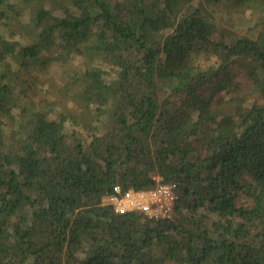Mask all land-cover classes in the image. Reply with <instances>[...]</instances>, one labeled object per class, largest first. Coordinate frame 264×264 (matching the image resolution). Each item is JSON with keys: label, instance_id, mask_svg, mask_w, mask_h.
<instances>
[{"label": "trees", "instance_id": "1", "mask_svg": "<svg viewBox=\"0 0 264 264\" xmlns=\"http://www.w3.org/2000/svg\"><path fill=\"white\" fill-rule=\"evenodd\" d=\"M35 5L0 32V264H264V0H0V24ZM218 8L263 26L224 34ZM54 53L91 61L55 117L29 92ZM154 173L168 217L104 203Z\"/></svg>", "mask_w": 264, "mask_h": 264}, {"label": "rangeland", "instance_id": "2", "mask_svg": "<svg viewBox=\"0 0 264 264\" xmlns=\"http://www.w3.org/2000/svg\"><path fill=\"white\" fill-rule=\"evenodd\" d=\"M38 7L39 5H35L32 7L33 9L30 8V10L32 9L31 13L29 10L24 15L15 18H6L1 21L0 32L4 35V38L19 39V35L11 36L10 27L17 28L21 22H27L33 19L34 12ZM43 7L51 11L54 15L59 14L58 8L50 2ZM223 14L224 11L219 9L216 18L219 20L221 30L224 34L232 32L235 35L255 37L260 31V27L263 26L260 21L262 16L258 13L254 14L250 10L241 9V11L234 13L229 18H226ZM90 62V59H85L83 56L62 60L57 57V53L38 57L35 63V69L32 71L34 77L31 89L29 90L31 93L30 97L35 100V109L48 111L54 117L65 109H68L70 107V101L68 102L64 99V96L67 95V89L63 90V86L66 85L70 88L71 93L72 85L69 81L73 80L74 75L80 68L82 70L80 65L86 67ZM233 70L236 85L239 88L246 86L248 79L241 72V69L238 66H234ZM21 93L20 88L17 87L15 95H21ZM220 95L226 97L224 93Z\"/></svg>", "mask_w": 264, "mask_h": 264}, {"label": "built area", "instance_id": "3", "mask_svg": "<svg viewBox=\"0 0 264 264\" xmlns=\"http://www.w3.org/2000/svg\"><path fill=\"white\" fill-rule=\"evenodd\" d=\"M152 178L155 184L148 189L112 185L104 203L118 214L140 213L148 219L168 217L177 199L175 183H164L155 173Z\"/></svg>", "mask_w": 264, "mask_h": 264}]
</instances>
